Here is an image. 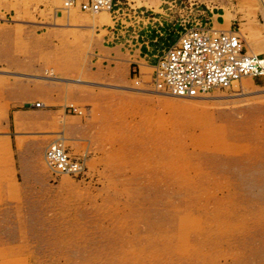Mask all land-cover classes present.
<instances>
[{
	"label": "rangeland",
	"instance_id": "1",
	"mask_svg": "<svg viewBox=\"0 0 264 264\" xmlns=\"http://www.w3.org/2000/svg\"><path fill=\"white\" fill-rule=\"evenodd\" d=\"M114 2L93 30L61 0H0V264H264V76L132 84L196 21L262 46L264 0ZM56 139L81 173L51 170Z\"/></svg>",
	"mask_w": 264,
	"mask_h": 264
},
{
	"label": "built area",
	"instance_id": "2",
	"mask_svg": "<svg viewBox=\"0 0 264 264\" xmlns=\"http://www.w3.org/2000/svg\"><path fill=\"white\" fill-rule=\"evenodd\" d=\"M114 4V0H61L64 8L88 11H110ZM245 75L264 76V54L247 51L238 27L223 29L196 21L157 55L149 80L138 70L132 84L145 90L149 83L164 92L191 97L215 86L227 87ZM45 158L54 172L77 175L83 171L80 158L71 156L61 139L47 145Z\"/></svg>",
	"mask_w": 264,
	"mask_h": 264
},
{
	"label": "crops",
	"instance_id": "3",
	"mask_svg": "<svg viewBox=\"0 0 264 264\" xmlns=\"http://www.w3.org/2000/svg\"><path fill=\"white\" fill-rule=\"evenodd\" d=\"M65 9H68V10H72L71 8H65ZM73 9H79V8H73ZM81 10V9H79ZM83 11V10H81ZM86 12V11H85ZM91 13L92 15H88V16H81V19L82 21H84L85 23L89 24V26L92 27V29L94 30V27L96 25H101V24H104V23H110L111 22V19L109 17V14L107 11H103V12H96V13H93V12H89ZM223 17H224V21L226 24L229 23V20H230V16H231V12H227V14L225 15V12L222 13ZM233 15H234V12H233ZM225 16H227V18H225ZM252 22L256 23L257 20L255 19H252ZM244 23V22H243ZM253 23V24H254ZM230 28V27H228ZM242 31L244 33V35L250 39V36H248V25H244L242 28ZM240 30V29H239ZM241 32V31H240ZM243 35V34H241ZM264 35H262L261 37H263ZM246 48L250 51V52H254V53H262V51H264V44L262 46H257V47H254V46H251V45H245ZM263 54V53H262ZM254 81H256L255 77H253ZM36 104V103H35Z\"/></svg>",
	"mask_w": 264,
	"mask_h": 264
},
{
	"label": "bare ground",
	"instance_id": "4",
	"mask_svg": "<svg viewBox=\"0 0 264 264\" xmlns=\"http://www.w3.org/2000/svg\"><path fill=\"white\" fill-rule=\"evenodd\" d=\"M72 8H77V7H72ZM83 11H88V10H83ZM100 11H106V10H100ZM100 11H88V12H93V13H96V12H100ZM238 31H239V33H240V35H241V32H240V30H239V27H238ZM242 37V36H241ZM242 43H243V41H242ZM243 45H244V43H243ZM245 46V45H244ZM246 47V46H245ZM247 49V48H246ZM247 51L248 52H250L248 49H247ZM252 53H254V52H252ZM152 68H153V66H152ZM142 73L144 74V77H146V80H149L150 79V73L151 72H149V73H146V72H143L142 71ZM263 76V75H262ZM245 77H248L247 75H245V76H242L239 80H237L236 82H234L233 84H230V85H228L227 87H218V86H215V87H213V88H225V89H231V88H233V87H236V86H239V85H241V81L245 78ZM251 77V76H250ZM133 81V80H132ZM133 83V82H132ZM134 86V85H133ZM148 87H153V88H155V90H157V91H159V92H161V93H165V94H170V95H174V96H177V97H182V98H196V97H201V96H203V95H205L208 91H206V92H204V93H202L201 95H199V96H179V95H175V94H172V93H170V92H167V91H162V90H159V89H157L153 84H150ZM139 89V88H138ZM212 89V88H211ZM145 90H147V87H146V89ZM39 104H41V102H39ZM62 141V140H61ZM63 142V141H62Z\"/></svg>",
	"mask_w": 264,
	"mask_h": 264
}]
</instances>
